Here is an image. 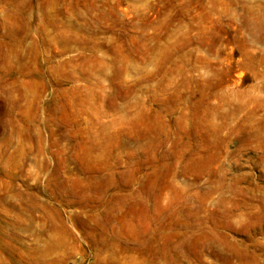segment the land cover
<instances>
[{
	"label": "rangeland",
	"instance_id": "rangeland-1",
	"mask_svg": "<svg viewBox=\"0 0 264 264\" xmlns=\"http://www.w3.org/2000/svg\"><path fill=\"white\" fill-rule=\"evenodd\" d=\"M0 264H264V0H0Z\"/></svg>",
	"mask_w": 264,
	"mask_h": 264
}]
</instances>
